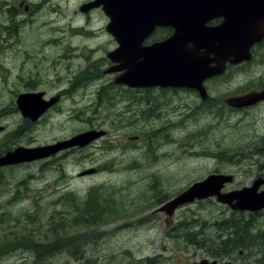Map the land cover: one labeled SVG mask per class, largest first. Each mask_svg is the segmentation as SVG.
<instances>
[{
    "label": "rangeland",
    "instance_id": "rangeland-1",
    "mask_svg": "<svg viewBox=\"0 0 264 264\" xmlns=\"http://www.w3.org/2000/svg\"><path fill=\"white\" fill-rule=\"evenodd\" d=\"M35 1L41 6V11L36 15L37 19L45 18L51 22L52 31L57 29L61 32L60 34L56 31L52 35L60 39L67 37L69 41H72V38L80 44L92 46L91 39L78 38L89 36L80 32L92 31L98 33L93 36L95 41H102L105 45L108 43L107 36L101 34L107 32L106 25L109 20L102 9L90 12V18H85L87 13L80 9L84 2L90 0ZM50 34L49 30L36 29L34 39L43 37L41 41L36 40V44L39 46ZM28 37L31 38L29 34ZM51 39L53 44L41 48L37 46L35 57L30 61L23 62L18 67L9 65L10 69L19 70L18 73L8 72L6 68L0 69V111L7 115L3 124L10 129L0 135V152L5 153L19 145L50 142L86 130L93 125L111 129L116 142L102 140L73 156H63L64 160H53L51 163L42 161L4 167L0 171V231L11 228L21 235L33 230L36 240H44V233L49 230L53 218L58 221L73 218L78 213V205L91 191L104 193L116 202L119 201L126 217L101 226L90 225L85 228L79 225L77 229L75 226L71 227L70 233L67 234L69 237L82 234L88 238L87 249L84 255L78 258H73L68 250L64 249L50 258L37 261L29 248L3 250L0 236V264H145L146 261L149 264H161L158 259L160 256L165 257L168 264H187L188 261L201 258V250L193 252L194 248L180 242L185 239L173 236L181 229L188 232L199 230L208 236L205 237L207 241L199 240L201 245L209 241L216 244L215 239L221 231V225L217 228L214 221L226 217L223 212L226 208L216 199L201 200L179 208L171 218L157 210L161 202H158L156 197L168 200L193 183V178L204 177L210 170L226 169L232 173L235 180L228 188L249 185L254 175L263 170L258 165L264 164V156L257 147L262 146L264 142V103L246 111H235L223 104L220 93L225 96L224 93L252 92L264 87V42L257 49L253 61L229 69L225 76L212 84L214 97L208 106H197L200 100L195 95L174 100L178 110L183 112H186L183 107L185 103L191 105L185 124H179L175 130L181 143L179 147L171 148L175 151L173 159L167 158L156 163L158 168L162 167L159 170L161 176L141 180L139 175L150 173L146 167L150 166L152 161H148L150 159L146 152L124 149L121 146L124 141H130L127 138L130 121L124 123L125 114L121 112L120 105L113 106L110 98L103 96L96 103L98 84L88 82L76 88L70 96L64 98L65 100L62 99L60 105L43 121L29 128H26L24 123L28 119L15 111L17 96L32 90L22 80L16 81L19 73L24 75H20L21 77L27 78L33 71L35 74L32 85L37 90H46L51 95L68 85L64 77L68 75L67 69L57 62L62 51L58 49L59 45L54 43L57 38ZM8 43L9 41H5L4 47H7ZM102 44L100 52L111 47ZM6 51L7 49L4 51L5 64V60L11 58L6 55ZM79 55L78 51L74 54L75 57ZM63 58L61 63L74 61L70 56ZM84 66V63H75L73 69L80 71ZM108 79L109 76H106L104 80ZM28 104L29 107L32 105ZM100 107L99 112L97 109ZM27 112L32 113L30 108ZM107 115L111 117H105ZM187 131H193L198 136L182 139ZM10 132L16 134H8ZM116 133L119 140L115 137ZM205 145L209 155L211 154L210 158L189 155L194 150L201 152ZM109 146L114 148L108 149ZM220 153L223 154L222 157L219 156ZM110 157L113 160L105 162V159ZM142 161L146 166H141ZM96 165L102 166L99 173L79 175L85 169ZM67 198L68 202L65 200ZM29 214L31 216L27 218ZM220 239L219 235L217 241ZM173 249L179 251V258L175 260L169 258L170 250Z\"/></svg>",
    "mask_w": 264,
    "mask_h": 264
},
{
    "label": "flooded vegetation",
    "instance_id": "flooded-vegetation-1",
    "mask_svg": "<svg viewBox=\"0 0 264 264\" xmlns=\"http://www.w3.org/2000/svg\"><path fill=\"white\" fill-rule=\"evenodd\" d=\"M40 8L41 6L39 5V3H36L35 0H0V69L6 68V71L8 72L18 73L19 70L10 69L9 65L13 64L15 67H18L23 62L30 61L35 57L38 47L41 48L46 45L53 44L51 37H55L57 38V40L54 41V43L56 45H59L58 49L62 51L57 62L63 64L66 67L68 73V75L64 76L66 78V81L68 82V85L61 88L55 95L49 94L46 90H37L35 86L32 85L33 77L35 74L33 71L32 74H30V76L27 78L21 77L20 75L24 76L22 73L18 74L16 81L22 80L23 83L27 85V87H30L32 89L27 92L20 93L15 101V111L17 112V114L20 112L23 117L28 119L27 122H24L26 124V128H29V126H34L43 121V119L47 117L51 111H54L55 108L60 105L62 99H64L66 96H70L76 88L81 87L88 82L90 84L96 83L98 84V88L96 89V91L99 92L96 103H98L103 98V96H105L106 99L107 97L110 98L109 101L111 102V104H113V106L117 104L120 105V108L122 110L121 112L125 114L124 123L130 121V125L128 126L130 132L127 135V138L130 139V141H124L121 146L124 149L146 152V155L150 159L148 161H152L151 165L146 167L148 168L147 171L150 173H147V175L141 174L138 178L141 180H148L152 177L158 178L159 176H161L159 170L162 167L158 168L156 166V163L165 161L167 158H174L175 151L173 152L172 149L179 147L181 143L180 137L176 136V127H179V124H185L186 120L188 119L187 113L191 109V105L185 103L183 107L186 109V112L178 110L179 107L178 105L174 104V100L185 99L191 96L194 97L195 95L196 98L198 97L200 100L197 106H203L206 104V106H208L209 101L214 97L212 96V84L217 83V80L222 76H216L205 80L204 86L208 93L206 98L202 97L199 90L193 89L188 86H163L161 84H151L149 80H143L142 83L139 82L133 85L132 83H128V81L125 82L124 78H121L128 71V68H123V64H126V59L121 60L111 57V53L120 46V43L117 40L115 34L111 32L101 33L103 36L106 35L108 38V43L106 45L102 44V41H95L93 36L97 35L98 33L92 31L80 32L89 35L87 38L78 37L79 39L83 40L91 39L93 42L92 46L87 44H80L72 38V41L67 40V37L60 39L52 35L56 31L60 32V30L56 29V31H52L53 27H51V22H49L45 18L39 20L37 19L36 15L41 11ZM93 10H100V8H92L91 10L86 12L87 14H85L84 17L90 18V12H92ZM218 22L219 20L213 22V24H216ZM36 29L49 30L51 32V34L47 36L42 41V43L39 44V46L36 44V40L41 41L43 37L34 39V31ZM28 34L31 36V38L28 37ZM173 34L174 31L171 27L158 26L153 32L148 34V36L137 43V45L143 49L155 46L169 39L171 36H173ZM5 41H9L7 47H4ZM101 44L105 47H111L104 48L102 52H100ZM5 49H7L6 55L11 56V58L5 60L6 64L4 63ZM76 51L80 52V55L78 57L74 56ZM65 56H70L74 61H71L67 64L61 63L64 61L63 57ZM143 59L145 60V58L141 57L138 60ZM75 63H84L85 66L80 71H77L76 69H73ZM240 66H242V64L228 65L227 72L233 67L237 68ZM106 76H109V79L105 81L104 79H106ZM84 78H86L85 81ZM263 88L264 87L257 88L255 89V91H259ZM246 93L249 92L240 91L233 94L224 93L225 96L220 93V95L223 100V104L235 111H246L264 103V100H262L251 106H244L241 108L233 107L227 103L228 98L242 96ZM21 101L32 104L29 107L32 112L30 114L31 116H24L19 105V102ZM29 101H35L37 105ZM169 104L171 105L168 106ZM100 109L101 107L97 110H99L100 112ZM84 111L85 110H81V112ZM38 112L39 115L36 116ZM94 113H96V109ZM6 116L7 115L0 111V127H3V129L0 130V135L10 130L3 124V119ZM32 116H34V118ZM105 117L109 118L111 116L107 115ZM107 121L108 120L105 118V122ZM88 130H103L104 135L97 138L85 147L73 146L70 148H62L48 155L44 159L35 160L29 163L42 161L51 163L53 160H64L63 156H73L74 154H77L78 152H81L82 150L90 146H95L102 140H105L104 142L109 143L116 142L113 138L114 133L111 132V129H105L99 127V125H93V127L91 128L76 132L74 134H71L70 136L60 137L50 142L46 141L43 144L40 143L36 145H29L27 147L36 148L43 145H55ZM8 134L16 133L10 132ZM196 136L198 135L195 132L187 131L183 134L182 139L189 137L195 138ZM115 137L117 140H119L118 133L115 134ZM182 141L184 142V140ZM126 144H129L131 146L128 147V145ZM114 147H116V144ZM114 147L109 146L108 149H113ZM202 148L203 149L201 150V152L200 150H194L189 155H198V157L201 158H210L211 154L209 155V151L207 150L206 145ZM257 150L259 152L262 151V155L264 156V142L262 146L257 147ZM5 153L0 152L1 161H3L1 157ZM256 153L259 154L258 152ZM221 155L223 154L220 153L219 156ZM214 156L216 157V155ZM112 160L113 158L110 157L108 159H105V162H111ZM144 161H142L141 166H146L143 163ZM153 161H155V163H153ZM258 167L262 168L263 170L258 171L257 174L254 175L251 183L249 185H244L237 188H228V185L233 183V181L235 180V176L232 173H229L226 169L210 170L206 176L197 179L193 178L192 182L194 183L196 181L202 180L212 174H232L234 177L233 181L225 184L222 189L224 193L240 189L245 186H251L255 183V192L262 193L264 191V164L258 165ZM3 168L4 167L0 165V171H2ZM89 169L93 170L92 174L99 173L102 169V166H92L91 168L85 169L84 171L79 173V175L83 176L84 172ZM104 169L106 170L107 168L105 167ZM178 193L174 194L173 196L177 195ZM207 199L211 200L215 198L211 197ZM220 204L226 208L223 210L224 216L226 217H222L223 223L221 224V231L219 233L221 239L218 241L216 240V244L218 245H213L214 242L210 241L206 242L205 245H201L196 241L194 243L187 240L180 241L181 243L185 242L189 248H194L195 250H193V252H197L199 249L203 254L201 258L188 261L187 264H193L196 261H202L204 259H207L212 263L214 262L215 264H264V207L255 211H243L233 209L229 204L226 203ZM172 243H179V241H172ZM178 252L174 249L170 250L169 258L171 260L179 258V256L177 255ZM158 259L167 260L163 256H160Z\"/></svg>",
    "mask_w": 264,
    "mask_h": 264
},
{
    "label": "water",
    "instance_id": "water-1",
    "mask_svg": "<svg viewBox=\"0 0 264 264\" xmlns=\"http://www.w3.org/2000/svg\"><path fill=\"white\" fill-rule=\"evenodd\" d=\"M101 5L111 19L107 30L115 34L120 43L111 57L126 59L123 68H128V71L123 77L125 82L133 85L149 80L151 84L163 86H191L206 98L204 81L223 74L228 62L250 61L251 48L264 38V0H95L82 9L86 11ZM216 18H222V22L208 25ZM157 26L173 27V36L145 49L138 46L137 43ZM141 57L145 60H138ZM263 99L264 90L228 101L243 107ZM19 105L25 116H31L25 110V103L21 101ZM100 134L102 132L87 131L71 140L33 149L39 152L37 155L31 154L32 149L18 148L1 157L0 165L46 157L76 144L84 146ZM89 172L91 170L85 171ZM231 180L230 175L212 174L182 191L160 209L171 216L179 206L207 196H217L219 201L239 210L255 211L264 207V191L256 193V183L221 193L224 184ZM194 264L215 263L205 259Z\"/></svg>",
    "mask_w": 264,
    "mask_h": 264
},
{
    "label": "trees",
    "instance_id": "trees-1",
    "mask_svg": "<svg viewBox=\"0 0 264 264\" xmlns=\"http://www.w3.org/2000/svg\"><path fill=\"white\" fill-rule=\"evenodd\" d=\"M156 198H158V202H163L165 199ZM65 200L68 202V198ZM77 210L78 213L70 220L65 219L58 221L53 218L49 230L44 233V240H36L33 230L18 235L16 231L11 228L6 230L3 229V231H0V236H2L3 241L1 248L6 251L18 248H29L34 253L37 261L45 260L48 257L50 258L64 249L68 250V253L73 258H78L84 255L87 249L88 238L86 235L82 234L69 237L67 234L70 233L71 227L75 226V229H77L79 225L85 228L90 225L101 226L105 223L114 222L120 218L126 217L122 204L119 201L116 202L111 196L98 191H91L86 199L78 205ZM30 216L31 214H29L27 218ZM221 223H223L222 217L214 221V224L218 226L217 228L220 227ZM66 225H68V227H66ZM174 237L183 238L193 243L195 241L199 242V240L202 239L204 241L208 240L206 239L208 236L199 230L188 232L185 229H181L173 238ZM218 237L219 233L215 240H217ZM160 262L161 264H168L166 260H160ZM145 264H149V262L146 261Z\"/></svg>",
    "mask_w": 264,
    "mask_h": 264
},
{
    "label": "bare ground",
    "instance_id": "bare-ground-1",
    "mask_svg": "<svg viewBox=\"0 0 264 264\" xmlns=\"http://www.w3.org/2000/svg\"><path fill=\"white\" fill-rule=\"evenodd\" d=\"M9 166H13V165L9 164V165H7L6 167H9Z\"/></svg>",
    "mask_w": 264,
    "mask_h": 264
}]
</instances>
